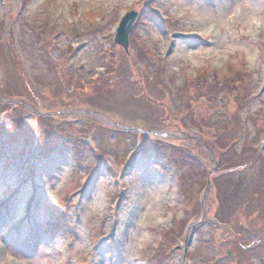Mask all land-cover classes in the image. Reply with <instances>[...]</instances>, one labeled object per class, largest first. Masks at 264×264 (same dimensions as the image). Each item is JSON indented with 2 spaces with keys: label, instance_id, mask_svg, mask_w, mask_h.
<instances>
[{
  "label": "rangeland",
  "instance_id": "rangeland-1",
  "mask_svg": "<svg viewBox=\"0 0 264 264\" xmlns=\"http://www.w3.org/2000/svg\"><path fill=\"white\" fill-rule=\"evenodd\" d=\"M228 3L0 0V238L27 264H264V24L241 8L244 34L221 29ZM158 185L173 214L122 252Z\"/></svg>",
  "mask_w": 264,
  "mask_h": 264
},
{
  "label": "clouds",
  "instance_id": "clouds-1",
  "mask_svg": "<svg viewBox=\"0 0 264 264\" xmlns=\"http://www.w3.org/2000/svg\"><path fill=\"white\" fill-rule=\"evenodd\" d=\"M243 8L245 13L248 9H253V19L264 24V0H229L226 8L221 9V19L219 21L221 29L232 32L242 36L247 30L248 23L247 17L238 18L233 9ZM235 22V25H233ZM198 35V33H197ZM264 36V33L261 34ZM184 55L179 58L180 73L183 74L186 70L190 69V65L185 63L190 53L195 51V48L187 47L182 41ZM173 71L171 65L169 72ZM116 182L107 175L97 176L93 190L87 197L81 198L82 204L81 212L88 219H103L104 216L111 209V193L115 191ZM46 189V188H45ZM147 191L152 197L151 202L145 207L150 209L149 215L153 217L152 223H145V218L141 217L136 227L143 228L141 232L135 235L129 232L128 237L124 240L122 245V252H134L139 254L147 245L154 242L155 234L151 231L157 224L161 223L173 214L176 208L173 197H165L164 192L167 191L164 185L147 186ZM48 199L55 204L48 196ZM55 243V240L53 244ZM45 247V246H43ZM50 247V246H48ZM28 258L16 252L13 248L8 247L4 240L0 238V264H27Z\"/></svg>",
  "mask_w": 264,
  "mask_h": 264
},
{
  "label": "water",
  "instance_id": "water-1",
  "mask_svg": "<svg viewBox=\"0 0 264 264\" xmlns=\"http://www.w3.org/2000/svg\"><path fill=\"white\" fill-rule=\"evenodd\" d=\"M138 17L135 11H127L124 16L119 20V23L115 29V43L120 44L125 50H127L129 37L128 34L132 29V23Z\"/></svg>",
  "mask_w": 264,
  "mask_h": 264
},
{
  "label": "bare ground",
  "instance_id": "bare-ground-1",
  "mask_svg": "<svg viewBox=\"0 0 264 264\" xmlns=\"http://www.w3.org/2000/svg\"><path fill=\"white\" fill-rule=\"evenodd\" d=\"M208 29H210V27H208Z\"/></svg>",
  "mask_w": 264,
  "mask_h": 264
}]
</instances>
